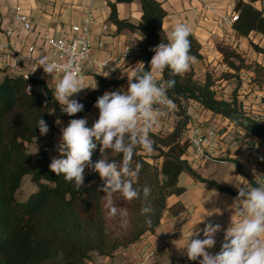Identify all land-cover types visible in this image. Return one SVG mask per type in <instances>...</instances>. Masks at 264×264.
Wrapping results in <instances>:
<instances>
[{
  "label": "trees",
  "instance_id": "16d2710c",
  "mask_svg": "<svg viewBox=\"0 0 264 264\" xmlns=\"http://www.w3.org/2000/svg\"><path fill=\"white\" fill-rule=\"evenodd\" d=\"M138 1L141 16L137 22L118 15V3ZM259 2V6L256 3ZM111 12L108 20L117 26L118 31L130 30L142 35L140 52L133 58L138 63L136 70H148L154 53L150 50L160 42L167 43L163 29L166 10L158 0H108ZM234 10L238 19L233 28L238 36H249L257 32L264 37V0H238ZM190 55L201 58V44L190 33ZM252 48L264 54V47L250 41ZM222 60L228 70L219 78L207 74L204 81L196 78L191 69L183 75L172 77L165 69L162 80L174 78L175 86L168 89L167 97L180 108L183 122L177 123L167 132L150 131L153 153L137 148L131 160V169L141 165L139 172L130 179L140 196L131 200L137 210L135 235L122 242L110 234L103 209V192L98 189L102 181L91 169L85 170L84 184L77 189L74 183L66 182L63 175L57 176L49 165L55 142L54 119H70L60 111V105L53 99V88L37 78L30 80L13 74H5L0 80V264H89L92 253L112 256L123 243L126 245L146 232L153 233L159 226L169 196L182 194L186 187L180 184V176L187 173L208 187L217 188L232 196L238 189L222 184L213 178L202 176L190 163L187 152L189 141L183 136V129L189 121V114L181 107L182 100L193 99L203 109L229 120L237 128L264 140V125L258 123L244 108L236 88L229 99L220 98L215 88L220 78H238L242 70L253 73L251 81L264 86V66L247 63L245 57L230 46H218ZM142 65V66H139ZM97 88L84 105L87 113L95 104L96 96L116 84L112 79L95 74ZM30 86V89H29ZM75 115V116H76ZM43 118L49 132L40 135L37 121ZM74 117V116H73ZM35 143V154L28 151V144ZM236 165L239 172L255 181L244 170L237 158L220 156ZM100 158L99 150L93 161ZM104 158L121 162L122 155L106 150ZM30 175L36 190L23 198L18 197L24 176ZM150 187L151 193L145 199L143 188ZM137 206V207H136ZM148 207L152 211L142 214ZM150 219L151 224L146 220Z\"/></svg>",
  "mask_w": 264,
  "mask_h": 264
},
{
  "label": "crops",
  "instance_id": "0c3cea01",
  "mask_svg": "<svg viewBox=\"0 0 264 264\" xmlns=\"http://www.w3.org/2000/svg\"><path fill=\"white\" fill-rule=\"evenodd\" d=\"M162 3L167 12L163 21V29L168 36L177 23L186 25L191 34L201 44V58H195L188 70H193L198 80L204 81L207 74L219 78L216 69L224 66L222 54L218 46H230L240 52L247 63L257 62L264 66V54L256 52L250 41L253 40L260 45H264V37L252 32L249 36H238L232 25H226V33L221 32V27L217 17L206 10L203 3L198 0H158ZM238 0H212L213 5L222 12L231 13L234 11ZM93 5L97 22L93 26V48L92 56L98 60L107 58H119L120 48L115 49L118 41L122 43H139L143 37L138 32L130 30L118 31L117 26L108 20L111 8L108 0H0V43L6 42L4 35L6 29L15 13L27 14L32 19V29L36 33L48 32L53 36L70 34L71 25L80 22L84 10L88 5ZM259 6V2L256 3ZM118 15L120 18H127L137 22L141 16V5L138 1L132 3H118ZM107 24L108 29L104 31L102 25ZM34 36H28L27 42L33 41ZM102 42V44H99ZM138 63L134 59H126L120 62L117 73L108 78L116 81V84L105 91L126 90L128 87L127 77L136 70ZM139 66H142L139 64ZM218 67V68H216ZM246 77L249 81L253 73L246 70ZM85 74L90 84L94 81L91 67L86 66ZM5 72L0 70V80ZM245 79V76L240 74ZM162 77V74L159 76ZM236 78H220L215 86L217 95L221 94V89L226 83H230L234 90L238 88V97L243 102L244 108L251 114L259 111L264 106V86L260 87L251 83L250 89L244 83L234 85ZM233 90V91H234ZM233 93V92H232ZM261 93L263 98H258ZM229 99V97H222ZM202 112H187L189 121L183 129V134L191 132L193 128L202 127L205 130L213 128L217 131L215 138V148L220 156L237 158L242 162L244 170L249 174V162L253 159L258 149L264 147V140L246 133L242 128L235 127L228 119L212 113L210 110L201 109ZM99 110L94 106L85 114H78L70 119H88V126L91 127L95 119L98 118ZM70 119H54L55 142L52 148L56 150L61 136V128L67 126ZM60 123L57 124L56 121ZM165 124L168 131L174 126L168 122L158 121L155 125ZM154 126V125H153ZM153 126L151 128L153 130ZM159 127V126H158ZM164 127V128H165ZM159 129H163L159 127ZM192 148L187 152V158L192 166L204 177L213 178L216 181L232 186L237 189L241 186H249V180L243 176L235 164L226 162H211L203 159H192ZM226 164L223 169L219 164ZM213 165L212 170H208ZM221 167V168H220ZM219 171V173H217ZM209 174H208V173ZM212 172V173H211ZM258 177L264 179V165L258 169ZM180 184L186 187L182 194H173L167 199V206L163 212L159 226L155 232H146L140 240L127 247L117 249L112 256L92 253L89 264H199V260L190 261L180 247L186 244L192 232L202 230L205 223L215 222L222 219L221 231L216 235V245L209 249L210 252H219L223 241L224 230L230 225L231 220H239L242 205L239 201L234 203L235 196L222 192L217 188L206 186L204 183L194 179L187 173L180 176ZM203 220L202 222H200ZM189 234V236H188ZM200 238H203L202 231Z\"/></svg>",
  "mask_w": 264,
  "mask_h": 264
},
{
  "label": "clouds",
  "instance_id": "9594fccd",
  "mask_svg": "<svg viewBox=\"0 0 264 264\" xmlns=\"http://www.w3.org/2000/svg\"><path fill=\"white\" fill-rule=\"evenodd\" d=\"M190 31L183 23H177L167 36V43L160 42L150 50L154 53L148 70H133L127 77L126 90L105 91L99 96L94 107L99 110L98 118L88 126L87 117L70 119L67 126L61 128V136L56 150L59 157H53L50 170L57 176L63 175L66 182L74 183L77 189L84 184L85 170L91 169L102 181L98 189L109 197L119 191L126 200L139 198L140 193L133 188L129 177L139 172L131 169V160L137 148L145 152L153 151V141L149 133L156 118L164 113L156 105H171L167 97L168 89L175 86V79L158 81L165 69L172 75H183L188 71L194 57L190 55ZM39 67L46 75L53 76L61 72L62 76L55 84L53 99L61 106L60 111L69 117L84 109V105L75 95L85 87L74 64L60 65L50 62L47 56L38 60ZM93 90L97 88L91 87ZM30 89V86H29ZM60 123L59 120L56 121ZM40 135L49 132L47 122L41 117L36 124ZM99 150L100 158L93 161L94 153ZM106 150L121 154L118 165L115 161L104 158ZM238 195L234 203L242 205L239 220H231L224 230L219 252L209 249L216 245V235L221 231L219 223L207 222L202 230L192 232L186 244L180 249L190 261L199 260V264H264V179H256L255 186L237 187ZM151 193L148 186L143 188L146 199ZM152 211L142 209V214ZM117 209L111 207L110 215L115 216ZM201 220L200 222H202ZM151 224V220H146ZM203 238H200V232Z\"/></svg>",
  "mask_w": 264,
  "mask_h": 264
},
{
  "label": "built area",
  "instance_id": "2783aa9c",
  "mask_svg": "<svg viewBox=\"0 0 264 264\" xmlns=\"http://www.w3.org/2000/svg\"><path fill=\"white\" fill-rule=\"evenodd\" d=\"M203 3L206 10L212 12L219 20L221 32L226 33L225 26L232 25L238 19V12L235 10L231 13L220 11L216 8L212 0H198ZM97 22L95 9L93 5H88L80 22L71 25L70 34L61 36H53L48 32L36 33L32 29V19L29 15L17 12L13 15L9 26L4 29L6 42L0 43V70L5 74H13L30 80L37 78L45 81L54 89L55 84L61 78L62 73L57 72L53 76L46 75L42 67H39L38 60L42 56H47L50 62L63 65L72 62L82 80V86L85 87L81 92L75 95L80 103L87 101L91 94L95 91L91 87L96 86L94 75H100L103 78H110L117 73L120 62L126 59L134 58L141 50L139 43H122L118 41L115 49L120 48L119 58H107L98 60L92 56L93 44V26ZM102 29H108L107 24L102 25ZM28 36H34L33 41L27 42ZM102 44V42H99ZM91 67L94 81L90 84L87 81L85 69L86 66ZM158 81H162V77H157ZM258 98L262 99L263 95L259 93ZM169 99V98H168ZM160 112L164 113L156 118L153 125L158 121H167L175 118L178 122H183L184 115L180 112L177 104L171 105H156ZM181 107L183 109L194 108L203 109L202 106L195 100H182ZM178 109L179 114L174 112ZM187 111V110H186ZM188 112V111H187ZM253 119L264 125V106L256 112L251 113ZM183 118V120H181ZM190 147L192 148V159H203L211 162H226L220 157L219 152L215 148V138L217 131L213 128L204 129L196 127L191 132L184 133ZM264 165V147L258 149L253 159L249 162V176L255 181L258 177V169ZM222 219L217 220L222 226ZM189 236V234H188Z\"/></svg>",
  "mask_w": 264,
  "mask_h": 264
},
{
  "label": "rangeland",
  "instance_id": "374dc122",
  "mask_svg": "<svg viewBox=\"0 0 264 264\" xmlns=\"http://www.w3.org/2000/svg\"><path fill=\"white\" fill-rule=\"evenodd\" d=\"M261 43V42H259ZM258 43V44H259ZM264 47V45H261ZM218 68V67H216ZM228 70L227 65L224 63V66H222L221 68L216 69V71L214 73H217L218 75H216L217 77L220 76L222 73L226 72ZM240 74H242L243 76H245V79H243ZM246 70H242L239 73L238 78L234 79L232 83H234V85L236 84V86L240 85L242 83H244V86H246L248 89L252 88L251 87V83H253L250 79V81L248 80L249 78L246 77ZM221 94H219V97H229L232 95V92L234 90V87L232 85H230V83H226L224 86H222V88L220 89ZM103 91L101 93H99L96 98H98L99 96L103 95ZM188 112L192 111L194 112L192 114V116L196 113L202 112L201 109H194V108H188L186 109ZM178 109H174V112H176L178 115L179 112ZM200 114V113H199ZM189 116H191L189 114ZM183 120V118L181 119ZM161 122H168L169 124H171L172 126H175L177 123H179L175 118H171L168 119L167 121L162 120ZM162 127L163 129H159V127ZM154 125L153 126V130H155V132H167L168 130L165 127V124H160V125ZM165 127V128H164ZM37 150V145L35 143H31L28 144V151L32 154H35ZM153 153V151L151 152ZM52 155L56 154L55 151L52 150L51 152ZM117 164L119 165V162H117ZM226 164H219V166H221L223 169H226ZM220 167V168H221ZM213 165L209 166L208 170H212ZM208 173V172H207ZM212 173V172H211ZM217 173H219V171H217ZM209 174V173H208ZM36 190V185L31 181L30 175H26L24 176L23 180H22V185H21V189L19 191V195L18 197L23 198L25 195H27L28 193H30L31 191H35ZM103 209H104V213H105V217H106V223L107 226L109 228L110 234L112 236H114V238L121 240L122 242H125V239L127 238H132L135 235V221H136V214L138 213L136 208L131 205V201L126 200L123 195L117 191V192H113L111 194V205H109V197L106 193L103 192ZM111 207H115L117 209V213L115 216L110 215V210ZM137 207V206H136ZM145 234V233H144ZM144 234L139 235V237H137L134 241L129 242L128 244H122L118 247H127L129 245H131L132 243H136L138 240H140L142 238V236Z\"/></svg>",
  "mask_w": 264,
  "mask_h": 264
}]
</instances>
